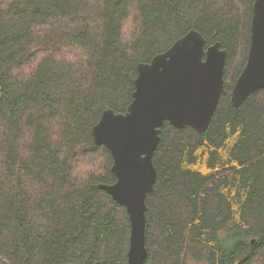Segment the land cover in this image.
Instances as JSON below:
<instances>
[{
    "label": "trees",
    "instance_id": "trees-1",
    "mask_svg": "<svg viewBox=\"0 0 264 264\" xmlns=\"http://www.w3.org/2000/svg\"><path fill=\"white\" fill-rule=\"evenodd\" d=\"M252 2L0 0V264H127L128 214L98 187L116 178L91 129L191 28L226 50L225 90L204 132L160 127L143 264H264V88L237 108L229 95Z\"/></svg>",
    "mask_w": 264,
    "mask_h": 264
},
{
    "label": "water",
    "instance_id": "water-1",
    "mask_svg": "<svg viewBox=\"0 0 264 264\" xmlns=\"http://www.w3.org/2000/svg\"><path fill=\"white\" fill-rule=\"evenodd\" d=\"M250 42L244 67L234 81L230 102L239 107L249 94L264 88V0L252 2ZM196 29L187 30L164 51L136 66L132 100L126 111L106 108L92 126V140L112 155L113 183H100L129 218L127 264H143L148 194L154 190L153 153L160 127L190 126L204 132L224 89L226 50L218 41L206 46Z\"/></svg>",
    "mask_w": 264,
    "mask_h": 264
},
{
    "label": "rangeland",
    "instance_id": "rangeland-1",
    "mask_svg": "<svg viewBox=\"0 0 264 264\" xmlns=\"http://www.w3.org/2000/svg\"><path fill=\"white\" fill-rule=\"evenodd\" d=\"M126 25H128V23H127ZM126 25H125V30H124L125 33L128 32V26H127V28H126ZM77 54L80 55L79 52H77ZM188 264H195V263H194V261L188 260ZM198 264H199V263H198Z\"/></svg>",
    "mask_w": 264,
    "mask_h": 264
},
{
    "label": "bare ground",
    "instance_id": "bare-ground-1",
    "mask_svg": "<svg viewBox=\"0 0 264 264\" xmlns=\"http://www.w3.org/2000/svg\"><path fill=\"white\" fill-rule=\"evenodd\" d=\"M191 29H193V28H191ZM195 29V28H194ZM197 30V29H196ZM247 98V97H246ZM100 118V117H99Z\"/></svg>",
    "mask_w": 264,
    "mask_h": 264
}]
</instances>
